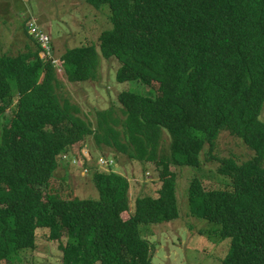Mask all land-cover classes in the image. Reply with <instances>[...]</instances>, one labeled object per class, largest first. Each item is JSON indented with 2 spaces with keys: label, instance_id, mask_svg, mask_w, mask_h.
Returning a JSON list of instances; mask_svg holds the SVG:
<instances>
[{
  "label": "trees",
  "instance_id": "trees-1",
  "mask_svg": "<svg viewBox=\"0 0 264 264\" xmlns=\"http://www.w3.org/2000/svg\"><path fill=\"white\" fill-rule=\"evenodd\" d=\"M89 1L108 9L111 26L97 42L61 54L67 80H95L100 56L115 58L118 82L143 83L153 95L122 90L118 106L91 111L92 123L57 95V67L40 55V43L0 55V264L32 249L38 228L58 241L61 264H152L140 225L179 217L175 171L199 168L204 147L211 151L222 131L253 155L219 159L225 187L193 177L188 207L230 239L220 264H264V0ZM88 136L102 156L103 147L112 150L108 171L88 166ZM72 151L91 172L97 198L61 196L64 178L50 185ZM120 155L167 173L156 194L136 196L133 208L129 179L111 169Z\"/></svg>",
  "mask_w": 264,
  "mask_h": 264
},
{
  "label": "rangeland",
  "instance_id": "rangeland-1",
  "mask_svg": "<svg viewBox=\"0 0 264 264\" xmlns=\"http://www.w3.org/2000/svg\"><path fill=\"white\" fill-rule=\"evenodd\" d=\"M30 22L36 24L49 37L51 53L40 52V55L52 57L57 67L58 81L55 87L57 95L61 100L76 105L79 109L78 115L85 120L94 122V113L91 112L94 109L108 108L111 103L118 106L116 98L122 90L153 95L150 87L143 83L118 82L115 73L119 64L115 58L104 59L100 56L97 78L83 83L68 81L63 69L58 65L59 57L69 47L87 42L95 43L100 32L111 26L106 7H95L89 0H0V55L3 53L16 55L38 48L36 44L38 41L28 28ZM12 117L13 109L10 108L5 112L4 121H11ZM261 118L264 120V106ZM90 137H87L85 147L92 156L88 166L108 171L106 165L100 167V162L96 164V159L111 161L112 150L103 147L107 156H102ZM163 142L167 148L169 139L165 134ZM78 145H75L76 148ZM252 155L253 151L241 139L222 131L211 151L204 147L199 168L176 169L179 217L169 222L140 225L152 248V264H220L221 258L229 249L230 239H221L213 224L191 214L187 200L188 185L193 177H199L206 188H221L223 185L225 187L227 179L217 171L219 159L231 157L241 162ZM114 159L115 165L111 166V169L129 179L132 208L136 196L155 195L160 177L167 175L150 162L131 161L125 155ZM61 178L67 182L61 196L68 197L66 193H70L76 198L98 197L91 172L83 168L80 161L74 162L71 157V161L61 163L50 185L58 187L62 182ZM122 216L126 218L128 212ZM60 258L58 241L49 239L48 229L38 228L35 246L22 250L20 260H15L13 264H61Z\"/></svg>",
  "mask_w": 264,
  "mask_h": 264
},
{
  "label": "built area",
  "instance_id": "built-area-1",
  "mask_svg": "<svg viewBox=\"0 0 264 264\" xmlns=\"http://www.w3.org/2000/svg\"><path fill=\"white\" fill-rule=\"evenodd\" d=\"M28 28L31 29L32 34L37 39L38 43H40V45L43 47L44 52L46 54H50L51 53L50 52L51 51L50 50V40H49L48 35L44 31H42L36 24H34L32 22H30L28 24ZM52 61H54V60H52ZM73 161L76 162L75 156L73 158ZM98 163L100 166H105V165L107 166V165L111 164L112 161L100 159V161L98 160Z\"/></svg>",
  "mask_w": 264,
  "mask_h": 264
}]
</instances>
